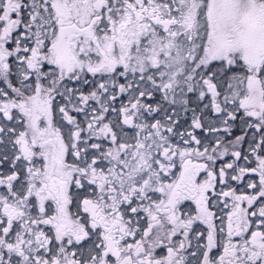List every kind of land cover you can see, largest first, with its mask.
<instances>
[{
	"label": "snow or ice",
	"instance_id": "snow-or-ice-1",
	"mask_svg": "<svg viewBox=\"0 0 264 264\" xmlns=\"http://www.w3.org/2000/svg\"><path fill=\"white\" fill-rule=\"evenodd\" d=\"M0 264H264V0H0Z\"/></svg>",
	"mask_w": 264,
	"mask_h": 264
}]
</instances>
